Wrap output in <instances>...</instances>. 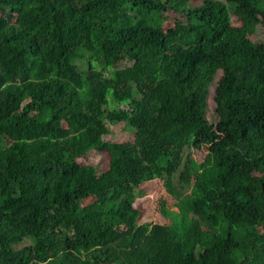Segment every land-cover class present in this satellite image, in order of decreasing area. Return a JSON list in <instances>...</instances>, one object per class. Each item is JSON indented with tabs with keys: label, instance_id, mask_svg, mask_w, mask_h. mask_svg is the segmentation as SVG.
Here are the masks:
<instances>
[{
	"label": "trees",
	"instance_id": "obj_1",
	"mask_svg": "<svg viewBox=\"0 0 264 264\" xmlns=\"http://www.w3.org/2000/svg\"><path fill=\"white\" fill-rule=\"evenodd\" d=\"M260 27L264 0H0V264H264ZM156 180L174 211L137 225Z\"/></svg>",
	"mask_w": 264,
	"mask_h": 264
},
{
	"label": "rangeland",
	"instance_id": "obj_2",
	"mask_svg": "<svg viewBox=\"0 0 264 264\" xmlns=\"http://www.w3.org/2000/svg\"><path fill=\"white\" fill-rule=\"evenodd\" d=\"M199 2L200 0H194ZM232 22L234 25L239 26L240 21L237 17H232ZM259 39L264 42V28L260 27L257 30V35L253 36L252 39ZM211 103V109L208 110V115L212 118V113L214 111V105L212 104V96L209 99ZM121 109H128L122 106ZM109 130L117 137L118 141L124 142L126 144H132V139L134 134L130 132L125 125H115L108 123ZM1 150V149H0ZM192 156L198 163L203 162L207 156V147L201 146L197 149H191L186 152V156ZM93 164L97 167L98 173L103 175L108 171V158L105 154H97ZM251 166L250 164L241 165L235 172V175L248 176L250 174ZM86 202L84 205H87ZM176 201L170 197L164 184L160 180H156L152 183L145 184L141 187L138 192V198L135 207L139 210V217L136 219L135 223L137 225H166L167 218L165 217L163 210L168 212H173L175 208ZM201 226L197 221L192 219L190 230H189V242L194 243L197 238V234L200 231ZM109 240L112 239V234L109 233ZM17 238V234L10 235L6 240L14 241ZM81 257V256H80ZM85 264H88L87 259L83 256L81 257Z\"/></svg>",
	"mask_w": 264,
	"mask_h": 264
}]
</instances>
